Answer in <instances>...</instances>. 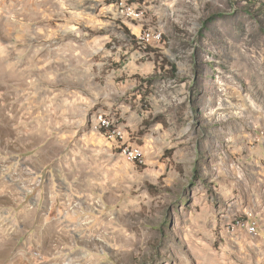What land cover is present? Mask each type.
<instances>
[{
	"label": "rangeland",
	"instance_id": "obj_1",
	"mask_svg": "<svg viewBox=\"0 0 264 264\" xmlns=\"http://www.w3.org/2000/svg\"><path fill=\"white\" fill-rule=\"evenodd\" d=\"M129 1L0 0V264H264V0Z\"/></svg>",
	"mask_w": 264,
	"mask_h": 264
},
{
	"label": "bare ground",
	"instance_id": "obj_2",
	"mask_svg": "<svg viewBox=\"0 0 264 264\" xmlns=\"http://www.w3.org/2000/svg\"><path fill=\"white\" fill-rule=\"evenodd\" d=\"M115 6L119 10L120 14L122 16H125L130 19H137L140 17V13L138 12V9L134 3H131L129 0H115ZM134 15H139V16H132ZM153 33H158V32H149L145 34V38H152ZM163 34L161 32L160 34V40L162 39ZM103 118V116H102ZM105 126L107 127V130L110 132L112 130L113 135L118 136L120 139L125 138V129L121 127L120 125L116 124V122L113 119H104ZM111 132V133H112ZM140 150V149H139ZM142 152V150H140ZM132 154L137 157L138 156V149L133 150Z\"/></svg>",
	"mask_w": 264,
	"mask_h": 264
},
{
	"label": "built area",
	"instance_id": "obj_3",
	"mask_svg": "<svg viewBox=\"0 0 264 264\" xmlns=\"http://www.w3.org/2000/svg\"><path fill=\"white\" fill-rule=\"evenodd\" d=\"M132 16H139V15H134V14H132ZM160 34H161V32L153 33V37H152V38H145V34H144V36H142L141 40H142L143 42H147V43L155 42V41H160ZM97 128H101V129H103L104 132H105V133H108V135H109L110 137H112V138L115 137V135H113L111 132L105 130V124H103V122H101L100 124H98V125H97ZM129 148H131V147H129ZM131 149H138V148H131ZM143 156H144V152H141V151L138 149V156H137V157H133V158L138 159L139 162L142 163V162H143ZM238 224H239V222H238ZM249 230H250V231H258V230H257V227L255 226V224H254V226H250V227H249Z\"/></svg>",
	"mask_w": 264,
	"mask_h": 264
},
{
	"label": "crops",
	"instance_id": "obj_4",
	"mask_svg": "<svg viewBox=\"0 0 264 264\" xmlns=\"http://www.w3.org/2000/svg\"><path fill=\"white\" fill-rule=\"evenodd\" d=\"M115 6V5H114ZM140 56V55H139ZM133 63V61L130 60V62L128 63V67H131V64ZM138 68L140 69V67L138 66ZM105 114L107 115H112V117H116L117 115L115 113H113L112 111H107ZM117 118L119 119L120 121V117L117 116ZM131 123H133V119H131ZM123 126V125H122Z\"/></svg>",
	"mask_w": 264,
	"mask_h": 264
},
{
	"label": "trees",
	"instance_id": "obj_5",
	"mask_svg": "<svg viewBox=\"0 0 264 264\" xmlns=\"http://www.w3.org/2000/svg\"><path fill=\"white\" fill-rule=\"evenodd\" d=\"M173 70L176 71L177 70L176 67H173Z\"/></svg>",
	"mask_w": 264,
	"mask_h": 264
}]
</instances>
